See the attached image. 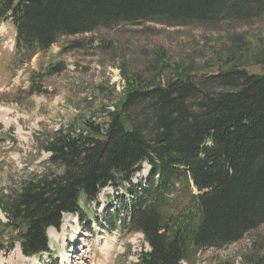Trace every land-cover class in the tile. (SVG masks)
I'll use <instances>...</instances> for the list:
<instances>
[{
    "label": "trees",
    "instance_id": "trees-1",
    "mask_svg": "<svg viewBox=\"0 0 264 264\" xmlns=\"http://www.w3.org/2000/svg\"><path fill=\"white\" fill-rule=\"evenodd\" d=\"M262 15L264 0H0V23L15 25L26 61L61 37L120 23L216 27ZM246 45L234 39L232 67L215 74L177 65L160 83L125 77L107 123L90 117L54 131L43 150L61 173L0 200L8 218L0 226L17 231L0 238V252L15 241L26 256L49 252L48 229H60L68 213L86 219L81 199L96 202L108 186L123 190L109 224L143 233L150 246L141 264L191 263L199 251L237 243L263 225L264 70L251 73L232 55ZM144 164L148 178L134 183Z\"/></svg>",
    "mask_w": 264,
    "mask_h": 264
},
{
    "label": "rangeland",
    "instance_id": "rangeland-1",
    "mask_svg": "<svg viewBox=\"0 0 264 264\" xmlns=\"http://www.w3.org/2000/svg\"><path fill=\"white\" fill-rule=\"evenodd\" d=\"M14 37L10 23L0 25V200L20 191L27 181L60 174L49 163L43 144L54 131L85 118L107 123L106 111L119 104L125 77L160 83L171 78V67L177 65H188L199 76L229 70L234 39L247 42L245 53L232 54L237 61L247 64L251 73L264 70V58L256 63L264 52V15L216 27L120 23L61 37L25 66L15 63ZM57 63L65 70L46 76ZM147 171L144 165L134 182L147 179ZM122 193L107 188L89 207L82 200L87 214L92 216L94 210L101 224L86 220L78 225L74 217L65 216L60 231H48L52 256L27 259L19 243L5 242L0 264H61L67 256V264H139L140 254L148 250L143 236L113 229L107 219ZM0 219L8 222L1 210ZM16 234V229L0 226L1 239ZM186 264H264V224L237 243L199 251Z\"/></svg>",
    "mask_w": 264,
    "mask_h": 264
},
{
    "label": "bare ground",
    "instance_id": "bare-ground-1",
    "mask_svg": "<svg viewBox=\"0 0 264 264\" xmlns=\"http://www.w3.org/2000/svg\"><path fill=\"white\" fill-rule=\"evenodd\" d=\"M56 238H57V236H56Z\"/></svg>",
    "mask_w": 264,
    "mask_h": 264
}]
</instances>
